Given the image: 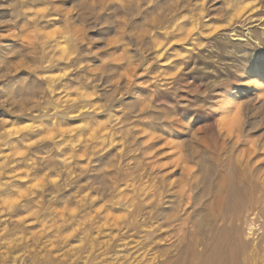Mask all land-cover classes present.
Wrapping results in <instances>:
<instances>
[{
	"label": "rangeland",
	"instance_id": "1",
	"mask_svg": "<svg viewBox=\"0 0 264 264\" xmlns=\"http://www.w3.org/2000/svg\"><path fill=\"white\" fill-rule=\"evenodd\" d=\"M252 66L264 0H0V264H264Z\"/></svg>",
	"mask_w": 264,
	"mask_h": 264
},
{
	"label": "bare ground",
	"instance_id": "2",
	"mask_svg": "<svg viewBox=\"0 0 264 264\" xmlns=\"http://www.w3.org/2000/svg\"><path fill=\"white\" fill-rule=\"evenodd\" d=\"M255 7L258 8L257 5H255ZM252 8H254V7L239 8L238 12H236L234 15L236 17L237 21L240 22V21L247 20V18H249L248 17L249 15L246 16V14L248 12L253 11ZM233 33H235V32H233ZM247 58H248V56H247ZM258 70H257V66H252V69L244 67L242 69L244 74L250 75L248 78V81L250 83L246 86L248 89L246 91H244L243 93H239V92H236L235 89H231V90H229L228 94L224 95V93H222L221 94L222 96L216 101V105H217V107H219V111L221 112L220 117H222L221 118L222 123H228V117H230V114L234 110L233 109L234 106L240 107L243 105L251 104L253 102L260 103V106H261V104H264V68L261 69L259 72H258ZM262 97H263V100H262ZM231 109H233V110H231Z\"/></svg>",
	"mask_w": 264,
	"mask_h": 264
}]
</instances>
